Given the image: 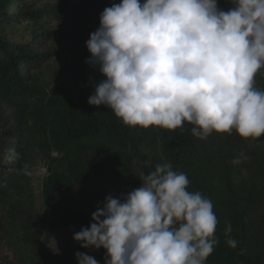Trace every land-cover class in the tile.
I'll return each instance as SVG.
<instances>
[{
    "label": "trees",
    "instance_id": "1",
    "mask_svg": "<svg viewBox=\"0 0 264 264\" xmlns=\"http://www.w3.org/2000/svg\"><path fill=\"white\" fill-rule=\"evenodd\" d=\"M119 2L0 0V233H8L14 249L3 254L0 234V264H77L76 252L104 264L102 248L65 243L60 254L50 252L51 233L89 226L107 195L140 187L141 173L161 163L186 173L188 190L213 203L218 244L206 264H264V135L244 139L233 129L199 139L187 122L175 130L131 127L110 109L89 105L86 84L73 91L39 88L37 75L52 55L42 48L53 35L43 25L83 13L100 23V13ZM218 6L233 7L231 0ZM13 27L32 29L30 40L14 42L20 30ZM254 79L264 91V68ZM13 149L19 159H10ZM237 157L241 163L233 164ZM41 167L47 173L37 189L34 170ZM229 223L235 248L226 243Z\"/></svg>",
    "mask_w": 264,
    "mask_h": 264
},
{
    "label": "clouds",
    "instance_id": "2",
    "mask_svg": "<svg viewBox=\"0 0 264 264\" xmlns=\"http://www.w3.org/2000/svg\"><path fill=\"white\" fill-rule=\"evenodd\" d=\"M231 4L227 11L218 0H120L106 7L86 41V63L103 77L89 105L110 109L131 127L175 130L187 122L199 139L233 129L244 139L264 135V91L254 87L264 68V0ZM19 158L13 149L10 159ZM139 179L126 195H107L73 240L104 249V264H206L218 244L212 201L189 191L187 174L170 163ZM224 231L235 248L230 223ZM75 257L77 264H99L83 252Z\"/></svg>",
    "mask_w": 264,
    "mask_h": 264
},
{
    "label": "rangeland",
    "instance_id": "3",
    "mask_svg": "<svg viewBox=\"0 0 264 264\" xmlns=\"http://www.w3.org/2000/svg\"><path fill=\"white\" fill-rule=\"evenodd\" d=\"M98 20L89 13H83L77 18L65 21H53L45 23L44 29L53 33L51 40L45 41L43 50L52 54L48 62L38 73V86L44 92L66 88L77 90L85 84L89 93L93 92L94 83L103 79L100 73L86 63L90 53L86 47V41L90 33L99 27ZM14 30H20L13 27ZM31 30L21 29L14 35L13 41L17 43L30 40ZM56 157V154H53ZM45 167L34 170L36 188L39 189L41 179L46 176ZM80 229L74 226L59 228L51 233L48 250L54 254H60L65 243L78 244L73 240V234ZM3 238L1 245L4 253H14L13 246L8 238V233H0ZM2 253V251H1Z\"/></svg>",
    "mask_w": 264,
    "mask_h": 264
}]
</instances>
